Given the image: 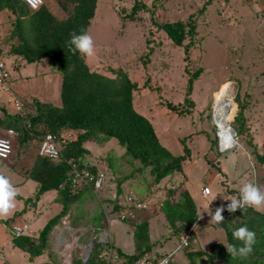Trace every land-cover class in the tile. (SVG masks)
I'll return each mask as SVG.
<instances>
[{
    "label": "rangeland",
    "instance_id": "1",
    "mask_svg": "<svg viewBox=\"0 0 264 264\" xmlns=\"http://www.w3.org/2000/svg\"><path fill=\"white\" fill-rule=\"evenodd\" d=\"M44 1L47 3L46 0ZM48 1L54 4L55 9H59V0ZM135 2L142 3L145 7L130 17ZM97 5L95 16L87 32L94 41L95 55L86 57L87 64L91 70L108 76H114L112 70L122 69L131 80L138 83L139 88L135 91L136 103L139 104L137 107L154 122L162 142L173 152L183 153L181 140L190 135L187 144L191 148V158L185 170L196 190L208 184V172L211 166H219L218 163L211 164V158L215 159L216 156L211 153L209 147L211 141L207 133L210 136L218 133L213 116L215 110L213 105L216 103L215 94L221 91L223 85H227L226 93H229L232 101L234 97L237 99L234 100L236 110L237 102L247 104L243 118L238 116L237 121H234L233 118L238 115L236 110L229 113L228 120L238 133L241 124H244V134L238 137L243 144L239 141L234 144V148H240L246 153L244 148L248 141L255 143L257 137L260 144L258 148L261 151L264 149V0H98ZM191 19L197 23V32L193 39L191 37L185 39L184 43L189 44V51L186 54L185 46L173 44L160 25L177 20L189 22ZM2 47H4L3 43ZM5 61L13 73V63ZM45 64L48 66L50 63ZM28 67L21 69L22 75ZM199 68L203 71L194 81L193 92L190 95L194 106L190 105V113L180 114L177 110L169 108L167 103L170 101L175 105L185 104L188 79L191 73ZM35 69L41 68L37 65ZM39 73L41 74L37 77L14 80V82L11 77V85L18 90L17 94L22 98L30 94V100L34 96L43 101L59 104L61 77L58 70L54 68L51 72L39 71ZM19 90L26 91V94ZM91 144L95 159L91 158L93 155L86 158L98 162L106 172L104 189L95 192L97 195H92L93 203L90 211L82 205L71 208L70 211H74L73 216L80 217V224L74 227L71 222L73 217H68L69 215L63 217V223L57 233L51 236L52 241L45 251L46 261L40 264H69L67 259L82 257L88 248L89 238L96 234L95 223L91 218L98 210L104 211L105 214L101 213L100 218L104 223H102V231L97 235L103 234L101 236L103 239L106 234L112 244L122 248L125 253L134 252L132 232L135 226L128 223L147 220L152 244L158 249H154L153 255L162 254L159 258L171 255L170 260L174 264H188L190 258L184 249L187 245L175 236L162 210V201L166 198L167 186L171 182L164 179L161 183L154 184V177L150 174L149 168L140 172L137 169L140 166L138 161L129 163L127 158L122 156L124 147H121L115 139L102 147H98L95 143ZM32 151V154L25 157V152L27 154L25 148L22 152L23 156L16 161L20 162L19 167L16 168L19 175L16 171L15 174L12 173L13 163L0 158V173L5 175L9 172L6 177L19 191L15 198V209L9 215L0 217V253L3 252L5 255L6 264H33L29 261L27 252L21 249L20 255L9 254V247L13 245L15 239L11 231L12 223L29 219L32 211L27 209L23 213L21 211L23 207L30 205L27 199L32 198L34 202L37 200L34 181L35 186L30 180H25L22 185L16 183L32 166L31 163L37 154L35 147ZM232 151L233 149L218 154V161L227 170L230 161L226 160L225 154L232 153L227 159L237 158ZM248 155L252 157L250 152ZM110 159L114 167L109 165ZM248 169L249 176H252L253 167L250 165ZM243 174L247 175L245 171ZM123 176H127L122 183V193L126 196V201L129 194L142 196L148 200L147 207L137 211L144 219H140V216L133 212L127 215L131 216V222L126 223L120 217L126 207L121 210L114 207V202L115 204L117 201L123 202L124 199L117 189L118 178ZM261 185L264 186V181H261ZM201 195L203 200H206L210 194L205 196L201 190ZM32 206L34 207V203ZM40 220L41 217L36 219V226L41 225ZM198 226L201 228L202 222H199ZM211 226L213 224L210 223L208 229L211 230ZM35 229L39 231L38 228ZM195 233L189 240L190 242L192 237L195 239L196 247H193V250L206 248L205 251H209L211 245L218 242V237L222 238L224 244L227 243L225 231L222 229L210 231L212 240L208 243L201 242L199 230ZM169 244L170 247L175 245L170 248ZM180 251L183 258L178 254ZM204 258L206 257L202 255L195 257L194 260L197 264H204ZM208 264L222 263L215 260Z\"/></svg>",
    "mask_w": 264,
    "mask_h": 264
},
{
    "label": "trees",
    "instance_id": "2",
    "mask_svg": "<svg viewBox=\"0 0 264 264\" xmlns=\"http://www.w3.org/2000/svg\"><path fill=\"white\" fill-rule=\"evenodd\" d=\"M59 2L58 12L53 13L48 1L47 3L43 1L39 8L32 10L23 0H0V11L6 9L16 15L13 28L3 36V44L10 46L9 52L28 63L48 58L61 76L59 104L53 101H42L38 98L26 99L23 112H18L5 103H0V135L5 136L8 128H14L18 132L10 136L13 142L12 154L8 158L2 159L13 163L12 169L14 170L12 171H18L16 168L19 167L20 162L16 161L23 156L22 152L25 148H27L25 157L33 153L34 147L37 148L38 139H35L37 137L42 138L49 132L53 133L61 142L62 149L58 158L33 155L35 158L31 163L32 166L27 174H24L36 183L35 198L37 200L45 193L57 191L55 199L62 205L61 210L46 222L37 237L31 235L15 237V245L28 252L31 257L41 255L46 251L49 246V235L54 226L68 214L72 207L84 205L83 190L91 189L93 195H97L93 190V181L90 187L81 189L72 185L71 177L75 170H86L94 176L101 170L98 162L94 164L86 158L90 155V150L85 144L93 142L103 146L112 139L117 140L118 144L125 148L122 156L126 157L129 163L133 164L136 161L140 163L137 168L140 172L149 168L150 174L154 177V184L161 183L164 179L171 182L167 186L166 198L162 201L163 213L177 238L181 239L187 230L191 232V236L196 225L201 222V215L199 202L192 196L186 184L185 169L191 158V148L187 144V138L190 135L181 140L184 152H173L167 144L162 142L159 132L150 118L139 111L137 107L139 104L136 103L135 98V91L139 88L137 82L131 80L122 69L112 70L114 76L91 70L85 56L79 52L72 53L70 50L72 46L69 44L70 34L88 32L96 13L98 0H59ZM143 7H145L144 4L135 2L130 17H133ZM196 24L193 19L189 22L177 20L164 22L160 28L167 33L173 44L185 46L187 54L189 44H185L184 41L187 37L193 39L197 32ZM15 37L17 42H14ZM0 54H4V47L0 49ZM202 71L203 69L199 68L191 73L184 99L185 104L175 105L170 101L167 103L169 108L177 110L180 114L190 113V105L194 106V101L190 96L193 92L194 81ZM219 94L220 92L215 94V100ZM234 100L237 99L234 97L232 109L236 110ZM237 103L238 112L236 110V113L238 115H235L234 121H237L238 116L243 118L247 108V104ZM233 128L236 131V142L239 143L238 137L244 134V124H241L239 133L234 126ZM207 135L211 141L210 149L216 151L217 157L218 154L226 153L235 147L233 145L230 149L218 152L221 151L218 134L214 133L213 136H210L207 133ZM248 145L252 149V158L255 163L264 169V149L261 151L256 143L251 141H248ZM215 148L217 150H214ZM207 160L210 161L208 158ZM218 162L215 159L211 164L215 165ZM109 165L114 167L111 159ZM215 167L221 172L220 166L216 165ZM126 177L118 178L117 189L119 195L122 196H124L122 183ZM253 177L255 178L251 175L246 176V182L252 181ZM239 181L241 182V180ZM244 181L245 179L242 182ZM204 186L209 187L207 184ZM227 187L229 186L227 185ZM230 191L229 193L226 191L227 197L221 200L213 202L208 199L204 200L211 213L214 214L219 203L229 201L233 196H239L238 188L233 187ZM209 194H211V189ZM140 198L148 201L142 196ZM125 200L126 196H124L123 202L117 201L116 204L114 202V207L120 210L125 208ZM26 201L34 203L32 198ZM24 210L26 207L21 212ZM101 213L105 214L101 210L95 211L91 218L98 226L94 231L96 234L101 232V227H103ZM222 215L225 220L220 224L213 223L212 227L225 231L226 244L242 245L241 241L234 240L232 232L234 229L246 225L256 233L257 242L253 246V252L247 258L233 259L228 254L224 243H214L209 251L193 250L194 245L191 240L184 247L190 258V264H197L194 260L195 257L202 255L206 257L203 259L204 264L215 260L222 264H264V211L248 207L244 211L237 209L236 212H229L225 210ZM139 216L140 219H144L142 215ZM74 217L76 225L79 223L80 217ZM123 220L131 222V219ZM133 225L135 226L133 235L135 252L128 254L117 248L118 258L114 264H139L145 254L150 255L153 262L160 261L159 255L162 254L153 255L154 246L148 221H138ZM110 247H113L110 240L104 241L95 238L89 257L86 260H83L82 257L78 258L72 264H106V259L101 258L99 254L109 250ZM168 264L174 263L170 260Z\"/></svg>",
    "mask_w": 264,
    "mask_h": 264
},
{
    "label": "crops",
    "instance_id": "3",
    "mask_svg": "<svg viewBox=\"0 0 264 264\" xmlns=\"http://www.w3.org/2000/svg\"><path fill=\"white\" fill-rule=\"evenodd\" d=\"M48 1V0H47ZM48 3H49V1H48ZM49 7H50V9H51V11L53 12V13H56V12H58V9H55L54 7V4H52V3H49ZM16 20V15H14L10 10H6V9H4V10H1L0 11V32H1V34L3 35V36H5L4 34L7 32V31H9V29H12L13 28V24H14V21ZM14 42H17V38L15 37L14 38ZM3 46H4V54H3V56H1L0 55V57L1 58H3L4 60H7L8 62H10V64L11 63H13V73H12V71H11V74H12V82H14V80H20V79H26V80H28L29 78H32V77H37V75L38 74H41V73H39V71H42V73H43V71L45 72V71H47V72H51L52 71V69H54L55 67L53 66V64L52 63H50L49 62V60H48V58H44V59H41V60H39V61H36V62H32V63H28V62H26L25 60H21L17 55H14V54H11L10 52H9V50H10V46L9 45H7V44H3ZM14 62H16L15 64H16V66H15V64H14ZM18 62V63H17ZM45 63H50V64H48V66H46V64ZM37 65H39L40 66V70H36L35 69V67L37 66ZM26 66H29L28 67V69L27 70H25V72H23V75L21 74V72L23 71V70H21V69H24ZM54 67V68H53ZM44 69V70H43ZM56 69V68H55ZM16 71H19L18 73H16ZM60 74V73H59ZM61 77V76H60ZM16 92L18 91V90H16V89H14ZM19 91H21L22 93H25L26 94V91H23V90H19ZM27 96L28 97H26L25 99H30V94H27ZM33 98H37V97H32V99ZM38 99H40V98H38ZM40 100H42V99H40ZM43 101V100H42ZM233 109H232V106H231V109H230V112L232 111ZM140 111V110H139ZM141 111H142V109H141ZM142 114H144L143 112H142ZM145 116H148V115H146V114H144ZM228 118H229V116H228ZM152 121V120H151ZM153 122V121H152ZM154 123V122H153ZM255 139V138H254ZM240 141V140H239ZM241 143H242V141H240ZM91 143H93V142H87L86 144H85V146L90 150V155L89 156H91V155H93V157H91L92 159H95V157H94V153H93V151L91 150V145H93V144H91ZM255 143H256V145H258V147H260V144H259V142H258V138L256 137V141H255ZM96 144V143H95ZM243 144V143H242ZM210 145H211V143H210ZM98 147H102V146H99L98 145ZM210 147V146H209ZM246 148H247V150H246V148H244L245 149V151H246V153L245 152H242L241 150H240V148H234L233 149V151L235 152V155H237V158H236V160L235 159H233V160H230V159H227V158H229L230 156H231V154L232 153H229V154H225V156L227 157L226 158V160H228V161H230V163H229V169L227 170L226 168H225V166L224 165H222L220 162H218L219 163V166L220 167H222L221 168V172L220 171H218V169H216L214 166H211V168H210V170H209V172H208V179H209V181H208V184L207 185H209V187H210V189H211V194H210V196L207 198L209 201H212V199H213V197H215V199L213 200V201H217V200H221V199H223V198H225V197H227V194H226V191H227V193H229V192H231L230 190L234 187L235 189H239L244 183H246V176H249V173H250V171H249V166L251 165L252 167H253V174H252V176H255V178L253 177V180H252V182H254V183H256L257 185H259L260 186V188H261V190H264V186L263 185H261V181H264V169L262 168V166H258L259 164H257V163H254V159L251 157V156H249L248 155V153L250 152L251 154H252V151H250V150H252L251 148H250V146L248 145V143H247V146H245ZM211 148V147H210ZM125 149V148H124ZM249 149V150H248ZM211 150V149H210ZM232 151V152H233ZM249 151V152H248ZM216 151H213V150H211V153H214L215 154V156H216V153H215ZM218 152H223L222 150L221 151H218ZM222 154V153H221ZM224 154V153H223ZM209 155V154H208ZM215 159H217L218 157L216 156V157H214ZM88 159V158H87ZM215 159H212L211 158V160H215ZM217 160H219V158L217 159ZM89 161V160H88ZM89 162H91V163H97V162H95V161H93V160H90ZM101 166V165H100ZM254 166H256L255 168H254ZM100 169L102 170V167H100ZM245 171V174H247L246 176L245 175H243L242 174V172H244ZM259 171V172H258ZM17 173H18V175H19V171H16ZM15 171H13L12 173H16ZM258 172V175H259V177H258V175L256 174ZM1 174V173H0ZM6 175H9V172L7 173V174H5V176ZM241 176V177H238V176ZM22 176H24L23 178H21V179H19L18 181H16V183L18 184V185H22V184H24L25 183V180H30L31 181V183L35 186V184H34V182L28 177V176H25L24 174L22 175ZM245 176V177H244ZM245 179V181L244 182H242L243 180ZM239 180H241V182L239 181ZM187 182H186V184H187V187H188V189L190 190V192H191V194H192V196L199 202L198 203V206H199V213H200V215H201V222H202V227L201 228H199V226H198V224L196 225V227H195V229H194V234H196L195 233V231H197V230H199V237H200V239H201V242H205V243H208L209 241H211L212 239L210 238V235H209V232L210 231H212V232H215V230H220V229H215V228H213L212 226V228H211V230L210 229H208L209 228V226H210V223H211V225L214 223L213 221H211V215L209 214V211H207L209 208L205 205V201L203 200V197H202V195H201V190H202V187H203V185L202 186H200L199 187V190H196L195 189V187L192 185V180H189V176L187 175V180H186ZM215 183H217V184H215ZM212 184H215V186H212ZM204 185H206V184H204ZM226 185V186H225ZM227 185L229 186V187H227ZM92 195H93V192L90 190V189H84L83 190V198H85V201H84V207L86 208V209H88L89 211L91 210V204L93 203V198H92ZM56 196H57V191H50V192H48L47 194L45 193V194H43V195H41V197L38 199V200H35L36 202H34V207L32 206V204L33 203H30L29 202V204L30 205H26L25 207H26V209L27 210H31L32 211V214L29 216V219H27V220H25L26 222H30V224H31V229H32V233H34V235H31V236H33V237H37L38 235H39V233H40V230L44 227V225L46 224V222L50 219V218H52L56 213H58L60 210H61V207H62V205L59 203V202H57L56 201ZM212 201V202H213ZM24 208V207H23ZM57 208H58V210H57ZM27 210H24L23 212H25V211H27ZM57 210V211H56ZM54 211H56L55 213H54ZM264 211V210H263ZM262 211V212H263ZM22 212V213H23ZM74 211L72 210V211H69L68 212V214L67 215H69L68 217H73V218H75L74 216H73V213ZM67 215H65V216H67ZM46 216V217H45ZM64 216V217H65ZM93 216V215H92ZM38 217H41V220H40V222H41V225L40 226H36V219L38 218ZM44 218V219H43ZM63 219V218H62ZM60 220V222L58 223V224H56L55 226H54V228L52 229V231H51V233H50V235H49V240H48V243H50L52 240H51V236L52 235H55L56 233H57V230H58V228L61 226V224L63 223V220ZM145 219H147V218H145ZM23 220V219H22ZM22 220H20V221H22ZM209 220V221H208ZM76 221V220H75ZM71 222H72V225L75 227L76 225L74 224V219H72L71 220ZM126 223H128V222H130V221H125ZM42 223H44V225H42ZM102 223H104V221H102ZM80 224V223H79ZM128 224H132L133 225V223H128ZM70 225H71V223H70ZM209 225V226H208ZM34 226H36L35 228H38L37 230H39L38 232L36 231V229L34 228ZM34 228V229H33ZM95 228H98V226L97 225H95ZM202 229V230H201ZM203 229H206V230H203ZM213 229V230H212ZM134 230H135V227H134ZM100 233V232H99ZM193 234V235H194ZM95 235V234H94ZM93 235V236H94ZM103 234H100V235H95L94 237L92 236V237H90L89 238V240H88V243H87V247L89 248V242L92 240L93 241V239H95V238H97V239H99V240H101L102 238H101V236H102ZM132 235H134V231L132 232ZM226 237V236H225ZM196 238V237H195ZM219 239H217V241L218 242H221V243H224V241L222 240V238L221 237H218ZM179 240V239H178ZM194 238L192 237V243H193V245H194V247H196L195 246V242H194ZM213 240H215V239H213ZM133 243H134V238H133ZM177 243H179L178 241H177ZM217 243V242H216ZM12 244V243H11ZM176 244V243H175ZM174 244V245H175ZM13 245H14V243H13ZM10 246L9 247V254H19V252L21 251L20 250V248H18L17 246ZM50 245V244H49ZM173 245V246H174ZM198 245V244H197ZM169 247H170V244L168 245ZM172 246V247H173ZM14 247H17V248H14ZM168 247V248H169ZM172 247H170V248H172ZM88 248H87V250H86V252L88 251ZM93 248V247H92ZM117 248L118 249H120L121 251H122V248H120V247H117L115 244L113 245V249H114V251H116L117 252ZM168 249V251H170L171 249ZM154 249H157V248H155V247H153V251H154ZM195 249H197V248H195ZM201 249H203V250H205L206 248H201ZM158 250V249H157ZM198 250H200V249H198ZM183 251V250H182ZM26 252V251H25ZM86 252L84 253V255L82 256V258H83V260H84V258H85V256H86ZM122 252H124V251H122ZM134 252H135V243H134ZM3 253V252H2ZM27 254L29 255L28 256V258H29V261H31L33 264H40V262H43V261H46L45 260V257L46 256H44L45 255V252L43 253V254H41V255H38V256H33V257H31V255L27 252ZM128 254H131V253H128ZM179 255H180V258H183L182 257V255H181V251L178 253ZM20 255V254H19ZM72 257V256H71ZM47 258H48V255H47ZM81 258V257H80ZM76 259H78V258H76ZM76 259H67V261L68 262H70L71 264L76 260ZM123 264H125V263H123ZM188 264H190V262L188 263Z\"/></svg>",
    "mask_w": 264,
    "mask_h": 264
},
{
    "label": "clouds",
    "instance_id": "4",
    "mask_svg": "<svg viewBox=\"0 0 264 264\" xmlns=\"http://www.w3.org/2000/svg\"><path fill=\"white\" fill-rule=\"evenodd\" d=\"M26 2L29 5L35 7L34 0H26ZM32 10H36V9H32ZM0 34H1V32H0ZM2 43H3V35H2L1 44ZM1 44H0V49H1ZM69 44L72 46L70 48V50L72 51L73 54H75L76 52H79L81 55H83L85 57H92V56L95 55L94 41H93L92 37L90 35H88L86 32H83V33H80V34H77L75 32L71 33L70 34ZM6 65H7V63H6ZM9 71H10V69H9ZM10 74H11V71H10ZM11 77H12V74L10 76V79H11ZM10 83H11V80H10ZM12 88H13V86H12ZM13 90H14V88H13ZM0 95H1L0 96L1 97L0 103H5L8 107L15 109L14 107L11 106V104H7L5 102L6 96H5V94H3V92L1 90H0ZM22 99H23V102H24V100H26L25 98H22ZM214 119H215V116H214ZM7 133L8 132H6L5 136H7V137L12 136V135H9ZM51 134H53V133H51ZM217 134L219 136V130H218ZM234 137L236 139V133L234 134ZM42 138H40V137L35 138V139H38L37 140L36 153H37V149H38V145H39V141H40L39 139H42ZM56 139L58 141L57 136H56ZM220 139L221 138L219 136V140ZM58 143L60 145L61 142L58 141ZM236 143L237 142L235 141V144ZM219 145H220V148H221L220 141H219ZM12 147H13V142H12ZM231 147H233V144L230 142V143H227L225 145V148L224 147L221 148V150L230 149ZM1 159H4V158H1ZM90 184H92V182ZM84 187H90V185H86ZM93 187H94V183H93ZM18 194H19L18 189L10 182V179L8 177H6L4 174H0V217H4V216L9 215L15 209V207H16L15 198L17 197ZM205 195L206 196L208 195L207 190H205ZM215 197H213L212 201L215 199ZM248 207H251V208H253V209L257 210V211L264 210V190H261L260 186L257 185L256 183L252 182V181L244 183L239 188V196H233V197L230 198V203L227 205V210L229 212H236L237 209H240V210L244 211ZM207 211H209V214L211 215V221H213L214 223L220 224V223H222L225 220L224 216L222 215V213L224 211V207H217L215 212H214V214L211 213L210 208ZM17 222H19V221H17ZM22 222H26V221H22ZM28 223L30 224V222H28ZM30 228H31V224H30ZM11 231H12V228H11ZM31 233H32V229L29 232H27L25 234H22L20 236L31 235ZM14 236L15 237H20V236H16V235H14ZM232 236H233L234 240L241 241L242 245L237 246L236 244H225L228 254L233 259H235L237 257L247 258L249 255H251V253L253 252V246L257 242L256 233L254 231L250 230L245 225V226H241L239 228L234 229L233 232H232ZM184 244L185 245L187 244V239L184 240ZM90 254H91V252H90ZM0 255L4 256V259H5L4 264H6L5 255L2 252L0 253ZM88 257L85 256L84 260H86ZM69 264H71V263H69ZM161 264H168V260L167 259L162 260Z\"/></svg>",
    "mask_w": 264,
    "mask_h": 264
},
{
    "label": "built area",
    "instance_id": "5",
    "mask_svg": "<svg viewBox=\"0 0 264 264\" xmlns=\"http://www.w3.org/2000/svg\"><path fill=\"white\" fill-rule=\"evenodd\" d=\"M31 9H37L40 7V5L43 3V0H34L35 7L29 5L26 0H23ZM2 42V35L0 34V44ZM10 71L6 65V62L0 57V90L5 94L6 99L5 102L7 104L14 105L16 107V110L18 112H23L24 108V102L22 97H20L12 88L10 83ZM1 96V95H0ZM1 101V97H0ZM14 107V108H15ZM7 134L13 135L16 133V131L13 128H9L7 130ZM221 138V137H220ZM220 143H222V140L220 139ZM12 141L10 139V136H1L0 135V157L1 158H7L12 153ZM37 153L39 155L44 156H51L52 158H58L60 157L62 153L61 146L59 145L56 136L54 134L48 133L46 134L40 141L37 149ZM72 185L75 188H83L86 185H90V183L94 182L93 190L95 192H99L104 189V183L106 180V174L104 171L100 170L96 176H94L92 173L86 170H75L74 175H72ZM205 190H207L208 194L210 193V188L208 186L202 187V193L205 195ZM206 196V195H205ZM126 202V208L125 211L120 215L121 219H131V216H127L131 213H137V211H141L142 208H146V200L141 199L140 197H137L136 195L129 194L127 197ZM230 203L229 201L221 202L217 205V207H224V211L227 210V205ZM240 210V209H239ZM126 215V216H125ZM139 215V214H138ZM31 230L30 224L28 222H13L12 223V232L16 236H20L22 234H25ZM190 234L191 232L187 230L185 234L181 237V239L184 240L187 239V244L190 240ZM105 238L102 240L107 241L109 240L104 235ZM182 242V241H181ZM186 244V245H187ZM101 258L106 259V264H114V261L118 258L116 252L114 251L113 247L109 248V251L102 252L99 254ZM170 256H166L164 259L168 260V263L170 262ZM162 259V260H164ZM153 262L150 258V255L145 254V256L139 261V264H161V261ZM5 259L3 255H0V264H4Z\"/></svg>",
    "mask_w": 264,
    "mask_h": 264
},
{
    "label": "bare ground",
    "instance_id": "6",
    "mask_svg": "<svg viewBox=\"0 0 264 264\" xmlns=\"http://www.w3.org/2000/svg\"><path fill=\"white\" fill-rule=\"evenodd\" d=\"M227 88V85L222 86L220 94L215 100L217 104L215 103V105H213L215 106L213 115H215V122L218 126L219 136L221 137L222 146L224 148L227 143L231 142L234 145L236 141L232 130L233 127L228 120L233 101L229 93H226ZM165 257H162L160 260L164 259Z\"/></svg>",
    "mask_w": 264,
    "mask_h": 264
},
{
    "label": "water",
    "instance_id": "7",
    "mask_svg": "<svg viewBox=\"0 0 264 264\" xmlns=\"http://www.w3.org/2000/svg\"><path fill=\"white\" fill-rule=\"evenodd\" d=\"M214 116H215V115H214ZM232 130H233V134H235L236 131H235L234 129H232ZM221 148H223L222 143H221ZM92 246H93V241L91 240V241L89 242V249H88V251L86 252V257H88V256L90 255V252H91V250H92Z\"/></svg>",
    "mask_w": 264,
    "mask_h": 264
}]
</instances>
